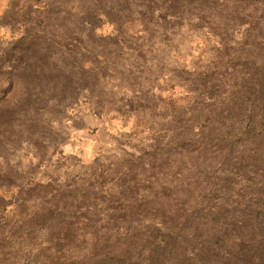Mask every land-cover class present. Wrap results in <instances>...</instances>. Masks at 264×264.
Returning a JSON list of instances; mask_svg holds the SVG:
<instances>
[{
    "label": "rangeland",
    "instance_id": "obj_1",
    "mask_svg": "<svg viewBox=\"0 0 264 264\" xmlns=\"http://www.w3.org/2000/svg\"><path fill=\"white\" fill-rule=\"evenodd\" d=\"M260 134L264 0H0V264L250 236Z\"/></svg>",
    "mask_w": 264,
    "mask_h": 264
},
{
    "label": "trees",
    "instance_id": "obj_2",
    "mask_svg": "<svg viewBox=\"0 0 264 264\" xmlns=\"http://www.w3.org/2000/svg\"><path fill=\"white\" fill-rule=\"evenodd\" d=\"M261 135L254 143L253 157L259 162L256 170L262 185L259 189L256 186L255 199L246 203L245 214L241 215L242 227L243 220H246L245 227H248V222L252 224L250 236L220 237L217 235V237L203 239L201 237H164L158 242L154 240V245L149 248L148 264H172L174 252L182 246H179V243L188 246L187 264H264V167L262 165L264 164V145L262 141H259ZM225 220L229 225V217ZM226 224H222L221 228L227 230ZM199 240L200 242L197 243ZM114 245L113 250L107 253H104L102 247H95L92 264H134L132 259H129L130 253L134 250L131 243L126 244L124 248L117 247L118 243Z\"/></svg>",
    "mask_w": 264,
    "mask_h": 264
}]
</instances>
